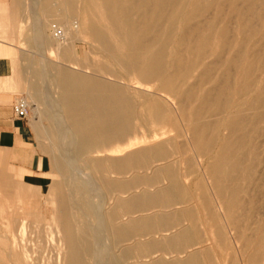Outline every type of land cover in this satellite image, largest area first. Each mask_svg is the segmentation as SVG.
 <instances>
[{
    "label": "bare ground",
    "instance_id": "bare-ground-1",
    "mask_svg": "<svg viewBox=\"0 0 264 264\" xmlns=\"http://www.w3.org/2000/svg\"><path fill=\"white\" fill-rule=\"evenodd\" d=\"M90 1L92 2V5H93V12H94L93 15H95V17L98 19V21L95 19L91 20L89 18V16L87 14H85L84 22L87 25L85 30L86 31L88 30L87 32H88L89 36L92 38V39H90V38L89 39L92 40V42L93 41L97 42L100 45V47H101L100 50L103 51L105 57L108 59V60L105 59V61L111 62L114 66V69H111L109 67H108V69H106L107 66L105 67L103 65L98 66V69H96V71H98L99 73H108L109 75H111L113 77L114 82H112L110 80L103 79L104 77H102V78L96 77V76H100V75H96V74H94L96 76L87 75L85 73H81V72L77 71V69H79V68L81 70V67L83 66V68L86 69V70H84V72H86V73L89 72L90 67L84 66L85 61H84L83 65L80 64V62L83 60H81V61L77 60L78 63H76L77 62L76 61L75 64L74 63L69 64L68 67L58 68V66H57V70L53 72L54 73L53 76H51L52 75V71H51V75H49L51 77H49V78H52L53 81H51V79H50L49 82L51 81L52 84L54 86H56V89L58 88V93L56 92L57 93L56 97H55V95L52 94V95H50V97H48V99H49L50 107H52L51 105H53L54 107H56V110L58 109V111H56V114L54 115V119L57 121L61 120L64 123H66V127L65 128L62 127L63 128V137H64L63 139H65V138L68 139L67 143L70 147H72V149H73V146L76 145L77 148H75V149H77L76 150L77 153L87 152L89 150H92L98 154V152H101V151L106 152V150L114 151L112 149V147H114V146H112L113 144H115L116 146H119L121 144V146H123L124 145L123 143H125L126 140H127L126 142H128L129 139L133 140L135 135H137V132L138 133L140 132L139 129L141 127L138 125H142L146 121V118L151 120L153 123L154 122H162V124L164 123V125L166 123L169 126L174 127L175 130L179 127V126L177 127L178 122L181 121L185 125V126H183L184 131H185L184 133L187 134L186 136H189L186 138H187L190 146L192 145L191 147L194 148L195 152L200 156L209 155V157L212 158V160H210L208 162L206 169L210 175L212 184L214 185V187H213V188H215L214 191H216V193H218L224 199V201H223L224 206L223 207H225V209H226V212H225L226 214L225 213L224 214H225V216L227 215L226 218H228L227 220H229V223L232 222L233 225L237 224V223L239 224V221L243 217L247 220L250 218H253L252 217L253 214L247 212V209L250 206H247L246 201H244L242 199L243 197H240V192H242V190L244 188L242 189L240 184H238L239 182H237V177H238V174L240 172H246V171H248L249 168L253 167L252 165H254L253 163L256 159V154H257V152H259V149L256 152V149L259 148L258 147L259 145L257 144L258 145L257 146L255 143L256 141L254 142L253 134H256V132H259L261 130L262 125H264V0H90ZM18 2H20V1H18ZM63 2H64V0H63ZM63 4H61V5H63ZM14 9H16V11H17V9H18L17 5L14 7ZM22 9H23V7H22ZM79 9H80V7H79ZM72 10H75V9L72 8ZM85 11H86V8H85ZM22 13L24 14V11H22ZM19 14H21L20 11H19ZM61 15H63V14H61ZM63 16H65V15H63ZM8 18L10 20L11 16ZM65 18H66V16H65ZM65 18H64V20H65ZM61 19H63V18H61ZM233 19L235 20V21H233L235 23L234 26L231 24ZM11 22H12V20H11ZM64 22H66V21H64ZM76 23H77L76 26H74V22L71 24H73L74 28L78 29L80 24L78 21H76ZM63 24L64 23H62V24L52 23L50 25L51 26V30H50L51 32L50 33H51V36L53 37V39L55 41L54 47L57 46L56 47L57 50H60L61 52L67 53L68 55H70L69 54L70 53V45H71L70 43L72 41L69 38H71L70 36H72L73 33L70 32L72 35L69 36V30L71 28L68 29V26H70V25L67 26L66 23H65L66 25L65 24L63 25ZM35 26H36V24H35ZM74 28H73V30H74ZM35 29H36V34H35L36 39H39V27H36ZM77 33H80V32H77ZM17 46H19V45H17ZM90 46H92V44ZM71 47H73V46H71ZM93 47H96V49L98 48L95 45H93ZM57 50L55 53L59 55V53H57ZM73 50H75V49H73ZM73 56H74V54H73ZM85 56L86 55H84V58H86ZM100 57H102L101 54H100ZM81 58H83V57L81 56ZM76 59L77 58H75L74 61ZM86 59H88V58H86ZM25 61L27 62L29 60H25ZM31 62L29 64V67L32 68V66H30ZM105 63H107V62H105ZM21 64H22V60H21ZM25 64H24V66H25ZM53 67H54V65H53ZM21 68H23V66H21ZM24 68H27V67H24ZM33 68H34V65H33ZM54 68H56V67H54ZM51 69L52 68H50V70ZM50 70H49V72H50ZM21 71H22V69H21ZM25 71L27 72L28 69H26ZM30 73H32V72H30ZM90 74H93V73H90ZM32 75L34 76V72L32 73ZM19 76H21V74ZM107 79H108V77H107ZM192 79H196L197 81L192 83L191 82ZM42 81H43V79H42ZM44 82H46V81H44ZM205 82H216V83L214 85V88L205 89V88H202V86L205 84ZM46 85H48V84H46ZM29 87H31V85ZM132 88H139L140 90H143V91L140 93H137V91L136 92L133 91ZM37 89H38L37 85L35 86V83H34L32 95H33V98L35 99V102H37L39 100ZM55 91H57V90H55ZM46 92H48V90H46ZM137 95H138V98H137ZM164 96L167 97L169 100L174 101L173 105H174V103L177 105L176 113H175V111H173L174 108L172 109L168 105V103L164 101V99H163ZM29 98H31V96ZM26 102L29 105V102L27 100H26ZM39 102H41V101H39ZM35 105H36V103H35ZM141 107H144L146 109V111H145L147 113L146 118H145V115H142L143 112L141 113V111L138 110ZM36 110L37 111H35V112L39 113V111H38L39 108ZM50 110L52 111L54 109L50 108ZM59 114H60V116H59ZM183 124H181V125H183ZM136 126H138V131H136V129H135ZM183 127H180L179 129H181ZM223 131H224V133H223ZM147 132H149V131H146V133ZM179 132H178V134H179ZM154 133H155V131H154ZM169 133L170 132H168V134ZM180 133L182 134V131ZM178 134H177V136H180V134L179 135ZM161 136H163V135L161 134ZM156 139H157V136H156ZM156 139H155V141L158 140V139L157 140ZM254 139H256V137ZM161 140H163V139H161ZM180 140L181 139H179L178 141H180ZM187 140L184 139V141H187ZM64 141H66V140H64ZM184 141L182 142V144L185 145L186 143ZM152 144H154V143H152ZM182 144L178 145V146L182 147ZM255 146H257V148H255ZM136 147L138 148V146H136ZM187 148L188 147L186 144V149ZM193 148H192V150H193ZM188 149H190V148H188ZM69 150H71V149H69ZM183 151L187 154L189 153V152H186L187 150H183ZM175 153H176V146L172 145L171 139H169V137H167V140L164 141L163 143H159V144L152 146V147L146 146L145 148L135 150L133 152H130L129 154H127V156H125L124 158H121V159L109 158L108 159L109 161L105 162V160H103L100 157V158H95L92 160L91 168H93L96 171V174H98V176H99L98 182L101 183V186H103V188L106 191L110 192V191L114 190L118 185L122 186V187L126 186V183L120 184L116 181H113L112 178L110 179V177H109L110 174H113V175L115 174L114 176L116 177V173H113V172L121 173L122 171H124V169H126L128 167H143V169H144V167L148 166V164H150L151 162L161 161V160H165V159L169 160V157H170V163L169 164L156 167L155 171H154V173H155L154 177L156 178V180L158 177L159 178L164 177V179L167 180L166 186L163 187V184H161L162 185L161 187H163V188H160L156 191L153 190L154 191V192L152 191L153 193L145 194V196L144 195L143 196H133L129 199H122L119 197L116 198L114 209L111 213L108 211L109 212V215H108L109 220L107 219L109 224H110V227L108 226V228H110L109 231H111V234L115 240H125L131 234H139V233H141L147 229L148 230L155 229L160 224H163V223L165 224V222L167 221V218H170L169 211H167L168 214L166 212L164 214V212H163V214L159 215V213L162 212L161 208L164 209V207L159 206L161 209L160 210L161 212H159L156 215L153 214V216H148V217L142 216L143 218H141L139 220H134V219H131L133 217H130L131 220H128L126 223L124 222L121 225H116V224L114 225L113 222H111V221L113 220L114 216L119 215L120 212H123V211L127 212V210L136 209L142 202H148L151 204L152 203L153 204L161 203L162 205L166 206V205H169L171 203H176V202L180 201L181 199L183 200V198L186 196V193L188 192V191L186 192V190H188V188H186V190H185V188L182 186L180 180L178 179L179 177L177 176L176 169L174 167V163L176 162V159L175 158L173 159V160H175L174 163H173V160H171V158H173V156H175L174 155ZM97 154H94V155H97ZM104 154H106V153H104ZM191 154H189L188 157H190ZM74 155H76V154H74ZM71 156H72V152H71L70 156L67 155V158L69 157V159H70ZM177 156H178V154H177ZM184 156H182V157L185 159L186 156L185 157ZM72 157L70 160H67L66 163H63V162L58 161V160H54L55 170H58L59 173L62 172L63 174H67V172H69L70 166L76 160V158H75V160H73ZM86 158H88V157L86 156ZM198 158H197V162L200 159V158L199 159ZM179 159H180V157H179ZM192 159H193V157H192ZM192 159H189V160L191 161ZM206 159H208V158H206ZM185 160H187V157ZM83 162L86 163L85 161H83ZM178 162H179V160H178ZM185 162H189V161H184V164H186ZM194 163H196V162H194ZM87 164L89 165V163H86V165ZM163 164H164V162H163ZM184 164L182 163L183 166H184ZM71 167H73V166H71ZM77 167H79V166H77ZM81 168H82V166H81ZM148 168H149V166H148ZM201 168L200 169L202 172L203 164H202ZM189 169H191V168H189ZM197 169H198V167H197ZM87 170H89V169H87ZM146 170H147V168H146ZM149 170H150V168H149ZM251 170H252V168H251ZM134 171H136V170L134 169ZM137 171L138 172L140 171L139 168ZM1 172H2V170H1ZM79 172L81 173L80 170H79ZM149 172H151V171H149ZM149 172H147L146 174H148ZM74 173H78V171L73 172V174ZM108 173H109V175H108ZM129 173L127 174V176L129 175ZM181 173H182V171H181ZM203 173H201V174H203ZM1 174H4V172ZM183 174H184V172H183ZM253 174H255V172ZM94 175H95V173H94ZM91 176H93V175L91 174ZM88 177H90V176L88 175ZM154 177L151 179L152 181L155 179ZM197 177H198V175H197ZM200 177H201V175H200ZM0 178H2V177H0ZM70 178H72V177H70ZM84 178L81 179L79 177L78 179H80V180H78V181L77 180L74 181V179H73L74 182L73 183L70 182L71 184L68 182L70 184L68 191L66 190V187H65L66 185L64 186L61 183L62 181H60V183L56 182L57 184L51 183L52 185L49 186V191L47 192V194L44 195V196H46V200H54L56 203L54 208L52 209V214H53L52 225H51L52 227L49 229H50V234H52V238L53 239L55 238V240L58 243L56 246L59 248V250H62L64 248L63 264H90V262H89L90 257L95 255V251H96V250H94V246H95L94 245V241H95L94 238H96V235H99V234H97L98 233L97 229L99 228V226H101L102 229L104 227H107V226H105V222L107 220L104 222L105 217L104 218L100 217V219L98 218L96 220V223H97L96 225L94 223L95 221L87 220L89 218L86 219V217H88L90 215H92V217H93V215L96 214L95 211H97L98 209L94 210L93 205L88 203L89 200H87V199L90 196L87 193V195L89 197L86 198V190L87 189L85 188V185L81 181ZM9 180L7 182H9ZM92 180L94 181L93 178H92ZM95 180H97V179H95ZM123 180H124V178H123ZM182 180H184V179H182ZM88 181H90V180H88ZM117 181H119V180H117ZM186 181H187V178H186ZM201 181H202V178H201ZM119 182H121V180ZM204 182H205V180H204ZM243 183H245V182H243ZM252 183H253V181H252ZM11 184H12V182H11ZM90 184H88V185H90ZM98 185H99V183H98ZM143 185H141V186H143ZM154 186H152V188H151L149 185L148 188L150 187V189H154V188H156V186L155 187ZM93 187L97 188V186H93ZM92 190H94V189H92ZM97 190H99V188ZM101 190H99V191L94 190V191L100 192ZM144 190H145V188H144ZM244 190H247V189H244ZM94 191L90 190V192H94ZM102 191H104V190H102ZM140 191H139V193H140ZM12 192L14 194V190ZM131 192H132V190H131ZM208 192H209V189H208ZM141 193H143V192H141ZM196 193H198V192H196ZM18 195H19L20 199H23V198L28 197V196H30V197L35 196L34 193L28 194V193H22L19 191H18ZM103 195H105V194H103ZM103 195H101V196H103ZM118 195H121V194L118 192ZM114 196L116 197L117 195H114ZM190 196H187V197H190ZM209 196H212V195L210 194ZM187 197H185V198H187ZM42 198H43V195H42ZM99 198L101 199V197H99ZM209 198H211V197H209ZM209 198H208L207 194L203 195V197H202V200L204 202L203 204H205V209L208 210V212L211 215L213 214L212 216L214 217V213L212 212V210H214V207L211 210V208H212L211 205H213V204L210 205V199ZM250 198H248V199H250ZM252 198H253V196H252ZM3 199H5V198H3ZM10 199H11V197H10ZM92 199H94V198H92ZM190 199H192V198L190 197ZM199 199H198V201H199ZM6 200L8 201L7 197H6ZM36 200H37V198H36ZM82 200H83V202H82ZM101 200H99V201H101ZM94 202H95V200H94ZM104 202H102V203L104 204ZM184 202H186V201H184ZM196 202H197V199H196ZM212 202H214V201H212ZM47 203H49V202H47ZM86 203H88V204H86ZM258 203H259V201H258ZM26 204H29V202L27 201V203L26 202L25 203L24 202L23 203H19V202L13 203L11 206H13L15 209L23 210L22 213H25L27 215L32 214V213L34 214L35 206L33 205L34 208L33 207L31 208L29 206H26ZM35 205H36V203H35ZM37 205H38V202H37ZM176 205H178V204H176ZM176 205L174 207H176ZM99 206H100V204L98 205V207ZM182 206H183V203H182ZM214 206H217V204ZM0 207H2L1 204H0ZM194 207H196V206H194ZM244 207L247 208L245 210L246 214H243V212H242V210H244ZM261 207H264V206H261ZM26 208L28 209L27 211H25ZM165 208H167V207H165ZM0 209H1L0 211H2V208H0ZM37 209H38V207L36 208V211H37ZM74 209H76V210L74 211ZM200 209H201V207H200ZM250 209H252V208H250ZM152 210H154V209H152ZM206 210L204 211V214H205ZM256 210L257 209H255V211ZM99 211H100V209H99ZM170 211H172V210H170ZM257 211H259V210H257ZM108 212H106V214ZM147 212H149V211H147ZM154 212L156 213V211H154ZM197 212H198V210H197ZM3 213H5V212H3ZM143 213L145 214V211ZM195 213L196 212H193L192 209H185V210H182L180 212V215L183 217H187L188 219H190V221L192 223H194L196 221L195 215L196 214L199 215L198 213H196V214ZM215 213H216V209H215ZM100 215H102V214H100ZM138 215H139V213H138ZM197 215H196V217H198ZM2 216H5V215H2ZM42 216H43V213H42ZM126 216H127V214H126ZM132 216H133V214H132ZM176 216H177V214H176ZM176 216H174L175 219H178V218H176ZM241 216H243V217H241ZM8 217L6 215L5 219H7ZM92 217H90V218H92ZM255 217H256V215H255ZM11 218H9V220ZM14 218H16V217H14ZM14 218H12V221L15 223ZM172 218L173 217H171V219ZM202 218L203 219L205 218L204 215L202 216ZM210 218L211 217H209V220H210ZM207 219H208V215H207ZM32 220H34V219L32 218ZM256 220H255L257 222L256 224L254 223L255 221L253 222L256 226L253 227L254 229L252 228V230H253L252 234H249L251 236L247 237L245 235V231H242L241 233L239 232L240 234L238 235V236H241L240 237L241 240H243V239L245 240L244 241L245 247L248 246V247L253 248V253L248 258V264H262V263H260V258H261V256H263V258H264V215L261 218H258ZM4 221H2V219H1V222L4 223ZM241 221H243V220H241ZM26 222H28V221H26ZM49 222H51V221H49ZM178 222L181 223L180 221H178ZM178 222H176V223H178ZM191 222H189V223H191ZM197 222L200 223V221H197ZM210 222H211V220H210ZM246 222H248V221H245V223ZM118 223H120V222H118ZM192 223H191V225H193ZM245 223H243V226L246 225ZM26 224H28V223H24V221H22L20 226H18L21 229L22 233H24L25 226L30 225V222H29V225H26ZM42 224H44V223H42ZM106 224H108V223H106ZM30 226L32 228V225H30ZM43 226H45V224ZM43 226H42V228H43ZM179 226H177V228H179ZM190 226H188V227H190ZM212 226H214V225H211L210 227H212ZM223 226H224V224H223ZM241 226H242V224H241ZM249 226H250V224H249ZM201 227L199 226V228H201ZM238 227H239V225H238ZM35 228L36 229L34 231L36 232V234H39V230H37V228L39 229V225H37ZM174 228H176V227H174ZM102 229H100V231H99V233L101 232V234H102V231H101ZM223 229H225V228H223ZM240 229H243V228H240ZM103 230H105V229H103ZM209 231H211V229H209ZM236 231H237V229H236ZM27 232H29V231H27ZM201 232H205V230L201 231ZM211 232H213L215 234L219 233V232L216 233V231L215 232L211 231ZM223 232H224V230H223ZM19 233H20V231H19ZM156 233H158V231H156ZM220 233H219V235H220ZM224 233H222L223 236H224ZM103 234H105V233H103ZM21 235L22 236H21L20 242L18 241V243H17L16 242L17 240L15 239L16 241H14L13 244L11 243L12 244L11 247L8 246L11 249L6 250L7 257L6 256L5 257L7 258L8 262L10 260L13 264H29V256H30L29 251H30V249L27 247V244H25L26 242L25 243L23 242L25 236H23V234H21ZM154 235H156V234H154ZM197 235L198 234L196 232H194L191 227H190V229L189 228H182V229L180 228V231L178 233L176 232L175 234H173L171 236L169 234V237L168 236H166V237L160 236L162 238L160 240H150V241L145 242L146 239L145 240L143 239L144 242L138 241L136 246L134 245L135 249L132 247V251L134 249L138 252V254L141 255L146 250H148L149 248L157 247L159 245H162L165 247H173V248L176 247L178 250L181 248H184L185 246H188V248L190 249L189 246L194 242V240L196 239L195 237ZM44 236H45V234H44ZM108 236H110V235H108ZM151 236L153 237V234H151ZM223 236L220 235V239ZM41 237L42 236H40V238ZM105 237H103V238H105ZM200 237H201V234H200ZM205 237H207V236H205ZM209 237L211 238V236H209ZM47 238H49V237H47ZM156 238H157V236H156ZM202 238H200V239H202ZM26 239H27V237H26ZM29 239H30V237H29ZM110 239H109V241H110ZM214 239H215V237H214ZM220 239H218V240H220ZM225 239H230V238L226 237ZM33 240H34V237H33ZM39 240H41V239H39ZM39 240H38V242H40ZM215 240H217V239H215ZM102 241H103V239H102ZM203 241H202V243H203ZM225 241H227V240H225ZM237 241H238V239H237ZM96 242H98V241H96ZM209 242H210V240H209ZM99 243H101V241ZM205 243H206V239H205L204 244ZM214 243H215V241H214ZM219 243H220V241L218 242V244ZM119 244H121V242ZM216 244H217V241H216L215 245ZM225 244H227V242ZM111 245H110V247H111ZM200 245H203V244H200ZM221 245H224V244H221ZM229 245H231V243H229L228 246ZM205 246L207 247V245H204V248H206ZM209 246H211V244ZM228 246L225 248V250L228 249ZM194 247H196V246H194ZM220 247H218V249ZM223 247H225V246H222V248ZM232 247H234V246H232ZM200 248H202V247H200ZM111 249H112V247H111ZM209 249L211 251V248H209ZM244 249H246V248H244ZM118 250H119V246H118ZM212 250H214V249H212ZM228 250L231 252L233 250V248H231V250L230 249H228ZM235 250H236V248H235ZM100 251H98V252H100ZM120 251H121V249H120ZM161 251L162 250L160 249V252ZM240 251L241 250H239V252ZM246 251H247V249H246ZM102 252H103V250H102ZM189 252H191V251L189 250ZM189 252H187V253L189 254ZM203 252L208 253L207 249H206V251H203ZM213 252H211L212 255L214 254ZM3 253L5 254V252H3ZM162 253L165 254L163 251H162ZM187 253H186V255H188ZM201 253H202V251H201ZM216 253H221V252L217 251ZM244 253L242 254V256L244 255ZM129 254H130V249L124 248L123 253H122V257L123 258L127 257ZM181 254H183V253H181ZM228 254H229V252H228ZM233 254L235 255L234 251L231 255H233ZM246 254H247V252H246ZM104 255H105V253H104ZM119 255H120V253H119ZM201 255H203V254H201ZM208 255H210V254H208ZM236 255L238 257L237 253H236ZM161 256L165 257V255H161ZM177 256H180V254L179 255L177 254ZM60 257L62 259V255ZM116 257H118V258H113L110 261V264H122L121 259H119V256H116ZM157 257H159V256H157ZM202 257H201V259H202ZM210 257H212V256H210ZM210 257H208L207 259H210ZM214 257H216V256H214ZM142 258H143V256H142ZM146 258H148V257L146 256ZM146 258L144 257V259H146ZM235 258H236V256H235ZM212 259H210V260H212ZM238 259H239V257L237 258V261H238ZM127 260H129V259H127ZM132 260L130 262H132ZM203 260L204 259H202V261ZM215 260H217V259H215ZM263 260L261 262H263ZM93 261H94V259H93ZM137 261H139V260H137ZM8 262L6 264H8ZM218 262H219V260H218ZM245 262H247V259ZM125 263H127V262L125 261ZM1 264H3V263H1ZM93 264H94V262H93ZM105 264H106V262H105ZM152 264H199V263H198V256H196L195 254H189L185 260H178V261L172 260L169 262L155 261ZM229 264H231V263H229ZM237 264H239V263H237Z\"/></svg>",
    "mask_w": 264,
    "mask_h": 264
},
{
    "label": "rangeland",
    "instance_id": "rangeland-1",
    "mask_svg": "<svg viewBox=\"0 0 264 264\" xmlns=\"http://www.w3.org/2000/svg\"><path fill=\"white\" fill-rule=\"evenodd\" d=\"M18 1H20V2H18ZM18 1H16L18 3V4L16 3L17 4V8H18L17 11H16V9L15 10L13 9V7H14L13 4L15 3L14 0H3V1H0V39H3L5 41H8V42L14 44V47L18 51L15 59L12 60V61H10V62H6L4 64V66H3L4 67V71L6 72L5 73V76H7V77L10 76L12 78L2 80L1 82L3 83L4 90L5 91H9L8 93H9V96H10V102L8 103L10 109H9L8 112H6V116H7L6 124L7 125H12V123L14 122L15 119L16 120L22 119V122H23L24 127L29 129L30 135L28 137V142H22L21 139L19 141L16 138V141L13 144H11V145H0V154H3V155L6 156V160L2 164H0V177L3 178V179L0 178V195H1L0 196V204L2 206V207H0V208H2V211H0V216H1L0 217V258H1L0 259V264L1 263L6 264L8 262L7 261V258H6L7 257L6 250L11 249L9 247H11V245L14 243V241L17 240L16 241L17 243H18V241L20 242L21 236H22L21 234H23V236H25L23 242L24 243L26 242L25 244H27V247L30 249V251H29V254H30V256H29V264H63L64 248L62 250H59V248L56 246L58 243L55 240V238L54 239L52 238V234H50V229H49V228L52 227L51 226L52 225V216H53L52 209L54 208V206H55L56 203H55L54 200H46V196H44L49 191V186H51L52 184H57L56 182H59L60 183V181H62L61 183L64 186L66 185L65 187H66V190L68 191L69 190V185L71 183H73L76 180L77 181L80 180V179H78L79 177L81 179L85 177L81 181L85 185V188L88 190V191L86 190V198H88L90 196L87 199V200H89L88 203L91 204V205H93L94 210H97L98 209L97 211H95L96 214L94 213L95 215H93V217H92V215H90V216L86 217V219L89 218L87 220L95 221L94 222L95 225L97 224L96 223V220L98 218L100 219V217H103V218L105 217L104 222L108 219L109 212L111 213L113 211V209H114L116 198L119 197V198H122V199H129V198H131L133 196H143V195L145 196V194L153 193L154 191H156V190H158V189L163 188L164 186H166L167 185V182H166L167 180H165L164 177H160V178L158 177L157 180H156V178L154 177L155 176L154 175L155 174L154 171H155V168L156 167L169 164L170 163V157H169V160L168 159H165V160H161V161L151 162L150 164H148L150 170H149L148 166H145L144 169H143V167H128V168L124 169V171H122L121 173L113 172V173H116V177L114 176L115 174L114 175L113 174H110L111 175L110 176L109 173H108L110 179L112 178L113 181H116V182H118L120 184L126 183V186L122 187V186H119L118 185L114 190H112L110 192L106 191L103 188V186H101V183L98 182L99 181V176H98V174H96V171L93 168H91V165H92V160L95 159V158H100L101 157L103 160H105V162H108L109 161L108 160L109 158L121 159V158H124L125 156H127V154H129L130 152H133L135 150H139L141 148H145L146 146L147 147H152V146H155V145H157L159 143H163L164 141L167 140V137H169V139H171L172 145H175L176 146V153L174 154L175 156H173V158H171V160H173L174 158L176 159V162H175V160H173V163L174 162L176 163V164L174 163V167L176 169L177 176L179 177L178 179L180 180V182H181L182 186L185 188V190H186V188H188V190H186V192L187 191L188 192L186 193V196L185 197L190 196L193 193L190 196L193 200L190 199V197H187V198L184 197L183 200L181 199L180 201H178L176 203H171V204L166 205V206L165 205H162L161 203H159V204H153L152 203L151 204V203H148V202H142L136 209H130V210H127V212H124V211L123 212H120L119 215L114 216L115 219L113 218V220L111 221V222H113L114 225L115 224L116 225H121L124 222L126 223L128 220H131V219L139 220V219H141L143 217L153 216V214L156 215V214H158L161 211L162 212L159 213V215L163 214V212H164V214H165V212L168 214L167 211H169V213H170V218H167V221L165 222V224L164 223L163 224H160L158 226L159 228L156 227L155 229H151V230H148L147 229V230H144L143 232H141L139 234H131L125 240H115L114 239V237L111 234V231H109L110 228H108V226L110 227V224L108 222L109 219H108L105 222V226H107V227H104L103 228L105 230H103L101 228V226H99V228L97 229L98 230V233L97 234H99L100 236L99 235H96V238H94V240H95L94 241V245H95L94 246V250H96V251H95V255H93L92 257H90V260H91V261L89 260L90 264H93V262H94V264H105V262H106V264H110V261L113 258H118L116 256H119V259H121L122 264H152L155 261H161V262L162 261L163 262L165 261V262H169V261H172V260H174V261L185 260L186 257L189 254H195L196 256H198V263L199 264H209V263L210 264H212V263L213 264H229V263L233 264L234 262H235L234 264H237V263H239V264H248V258H249V256L252 255L253 248L252 247H248V246L245 247L244 246V244H245L244 241L245 240L243 238H242L243 240H241L240 239L241 236H238V235L242 231H245V235L247 237L248 236H251L249 234H252V231H253L252 228L256 226L255 225L257 223L256 222L257 221L256 219L261 218L264 215V213H263L264 212V207H261V206H264V125H262L261 130L259 132H256L257 135L256 134H253V140H254V142L256 141L255 142L256 145L257 144L259 145V146L257 145L259 148H257V146H255V148H257L256 149V152L259 149V152L260 153L257 152V154H256V159H255V161L253 163L254 165H252L253 167H251L252 170H251V168H249L248 171H246V172H240L238 174V177H237V182H239L238 184H240L241 188L242 189L243 188L244 189H247V190H244L243 189L244 191L242 190V192H240V197H243L242 199L244 201H246L247 206H250L248 209L244 207V210H242V212H243V214H246L245 213V210L247 209V212L252 213L253 214L252 217L254 218V219L253 218H250V219L247 220L243 216H241V217H243V218H241V220H243V221L240 220L239 221V224L237 223L239 225V227H238L237 224H234L235 225L234 226L231 221H230L231 223H229V220H227L228 218H226L227 215L225 216L226 209H225V207H223L224 206V202H223L224 199L218 193H216V191H214L215 190V188H213L214 185L212 184L210 175H209V173H208V171L206 169V166L208 165V162L210 160H212V158H210L209 155H204L205 157L204 156H200V155H198L195 152L194 148L191 147L192 145L190 146V144H189V142H188V140L186 138V137H189V136H186L187 134L184 133L185 131H184V127L183 126H185V125L181 121L178 122L177 127L178 126L179 127L178 128L176 127L177 128L176 130H175L174 127H171V126H169L166 123H165V125H164V123L162 124V122H154L153 123L151 120H149L148 118H146L147 117L146 116L147 113L145 112L146 109L144 107H141L138 110L141 111V113L143 112L142 115H145L146 121L142 125H138V126L141 127V128L139 127L140 128L139 129L140 132L139 133L137 132V135H135V137L133 138V140L132 139H129L128 142H126L127 141L126 140L125 143H123L124 144L123 146H121V144L119 146H116L115 144H113L112 146H114V147H112V149L114 151L106 150V152L105 151H101V152H98V154H97L95 151L89 150L87 152L77 153V151H76L77 149H75V148H77L76 145H74L73 146V149H72V147H70L68 145V143H67L68 139L67 138L63 139L64 138L63 137V128L66 127V123H64L61 120H60L61 121L60 122V121H57V120L54 119V115L56 114V111H58V109L56 110V107H54L53 105H51L52 107H50L48 97H50V95H52V94L55 95V97H56L57 96V93H58V88L56 89V86H54L52 84V82H51V81H53V79L52 78H49V77L53 76V74H54L53 72L57 70V66H58V68H60V67H68L69 64H73V63L75 64V62L77 60L78 61L83 60V61L80 62V64L83 65V63L85 61L84 66L90 67L89 72H87V73L84 72V70H86V69L83 68V66L81 67V70L79 68V69H77V71H79L81 73H85L87 75H93V76L100 75V76H96V77H101V78L104 77L103 79L110 80V81L114 82L113 77L111 75H109L108 73H99L98 71H96V69H98V66H102V65L105 66V67L107 66L106 69H108V67L111 68V69H114V66H113V64L111 62L105 61V59L106 60H108V59L105 57L103 51L100 50L101 49L100 45L97 42H95V41L92 42V40H90L92 38L89 36V34L87 32L88 30L87 31L85 30V28L87 27L86 23L84 22V16H85V14H87L91 20L95 19V20L98 21V19L95 17V15H93L94 12H93L92 2L90 0H64V2H63V0H18ZM61 4H63L64 6L61 5ZM22 7H23V9H22ZM79 7H80V9H79ZM72 8L75 9V10H72ZM85 8H86V11H85ZM21 10L24 11V14L22 13ZM19 11H20L21 14H19ZM61 14L65 15L66 18H65V16H63ZM10 16H11V18L9 20L8 17H10ZM61 18H63V19H61ZM64 18H65V20H64ZM11 20H12V22H11ZM64 21H66V22H64ZM72 21L74 22V26L77 25L76 21L79 22L80 25H79L78 29H76V28L73 27V24H71V23H73ZM233 21H235V20L233 19L232 22H231V24L234 26L235 23ZM52 23H55V24L56 23L57 24H62V23L65 24L66 23L67 26L70 25V26H68V29L71 28L69 30V36L72 35L70 32L73 33V35L70 36L71 38H69L72 41V42L70 41L71 43L69 42L71 44L70 45V53H69L70 55H68L67 53H63L60 50H57L56 49L57 46L54 47L55 41H54V39H53V37L51 36V33H50L51 32L50 31L51 30V26L50 25ZM35 24H36V26H35ZM36 27H39V39H36V35H35L36 34V29H35ZM73 28H74V30H73ZM77 32H80V33H77ZM91 44H92V46H90ZM17 45H19V46H17ZM93 45L97 46L98 47L97 48L98 50L96 49V47H93ZM71 46H73V47H71ZM73 49H75V50H73ZM56 50H57V53H59V55L55 53ZM73 54H74V56H73ZM100 54H101L102 57H100ZM84 55H86L85 57L88 58V59L84 58ZM81 56L83 58H81ZM75 58H77V59L74 61ZM24 59L25 60H29V61L26 62ZM21 60H22V64H21ZM78 61L76 63H78ZM30 62H31V65L30 66H32V68L29 67ZM105 62H107V63H105ZM24 64H25V66H24ZM33 65H34V68H33ZM53 65L56 68H54ZM21 66H23V68H21ZM24 67H27V68H24ZM50 68H52V69L50 70ZM21 69H22V71H21ZM26 69H28L27 72L25 71ZM49 70H50V72H49ZM51 71H52V75H51ZM30 72H32V73L34 72V76ZM90 73H93V74H90ZM20 74H21V76H19ZM94 74H96V75H94ZM49 75H51V76H49ZM13 76L16 79H13ZM107 77H108V79H107ZM42 79H43V81H42ZM50 79H51V81H50L51 83L49 82ZM44 81H46V82H44ZM195 81H197V80L196 79H192L191 80L192 83H194ZM34 83H35V86L37 85V88H38L37 89V91H38L37 93H38V96H39V100L37 102H35V99L33 98V95H32ZM215 83L216 82H205V84L202 86V88H205V89L214 88ZM46 84H48V85H46ZM30 85H31V87H29ZM54 89L57 90V91H55ZM46 90H48V92H46ZM132 90L135 91V92L137 91V93H140V92L143 91V90H140L139 88H132ZM29 95L31 96V98H29L30 97ZM164 97H163L164 101L167 102L168 105L172 109L174 108L173 111H175V113H176V111H177V108H176L177 105L175 103L173 105V102L174 101H171L167 97H165V98ZM19 98H23V99L27 100L29 102V105H30V106L28 105V114H27V116L25 118H18L13 113V106H14L15 102ZM137 98H138V95H137ZM39 101H41V102H39ZM35 103H36L37 106L35 105ZM38 108H39V110H38L39 113L38 112H35V111H37L36 109H38ZM50 108L51 109L52 108L54 109V110H52L53 112L50 110ZM59 116H60V114H59ZM181 124H183V125H181ZM138 126H136V128H135L136 131H138ZM180 127H183V128L179 129ZM146 131H149V132L146 133ZM154 131H155V133H154ZM167 131L170 132V133L168 134ZM179 131L180 132L182 131V134L184 136ZM178 132H179L180 136H177ZM223 133H224V131H223ZM161 134L163 136H161ZM156 136H157V139L158 140L156 139ZM255 137H256V139H254ZM155 139L157 141H155ZM161 139H163V140H161ZM179 139H181L182 141L181 140L178 141ZM184 139L187 140V141H184ZM64 140H66V141H64ZM183 141L187 144V147L190 148V149H188V148L186 149V144L185 145L182 144ZM152 143H154V144H152ZM180 143L182 144V147L183 148L181 146H178V145H181ZM136 146H138V148ZM192 148H193L194 151L192 150ZM69 149H71L72 151L69 150ZM34 150H37V152L33 154V151ZM183 150H187L186 152H189V153L187 154ZM71 152H72V156H73V157L71 156L72 159L75 160V158H76L75 162L72 161L73 163H72L71 166H73V167L70 166L69 172H67V174H63L62 172L59 173V171L58 170H55V168H54V160H58V161H61L63 163H66L67 160H70L71 159V157H70V159H69V157L67 158V155L70 156L71 155ZM104 153H106V154H104ZM35 154L36 155H41V156H43L44 158L47 159L46 168H45L44 171H42V172H45V174H38L36 171H33L32 170V168H31V162H32V158H33V156ZM74 154H76V155H74ZM94 154H97V155H94ZM177 154L180 157V159L177 156ZM189 154H191L190 157H188ZM184 155L187 157V160H185L186 157ZM86 156L89 159L86 158ZM182 156H184L185 159ZM192 157H193V159H192ZM197 158L199 159L198 162H197ZM204 158L205 159L208 158V159L205 160ZM189 159H192V160L190 161ZM178 160H179L180 163L178 162ZM183 160L184 161H189V162H185L186 164H184V161ZM83 161H85L86 163H89V165L87 164L89 167ZM163 162H164V164H163ZM194 162H196V163H194ZM182 163L184 164V166L182 165ZM202 164H203V170L201 172ZM77 166H79V167H77ZM81 166H82V168H81ZM197 167H198V169H197ZM138 168H139V170L141 172L140 171L139 172L137 171ZM146 168H147V170H146ZM189 168H191V169H189ZM87 169H89V170H87ZM134 169L136 171H134ZM1 170H2V172H1ZM79 170L81 171L82 174L79 172ZM148 170L151 171V172H149ZM75 171L76 172L78 171V173H74L73 174V172H75ZM181 171H182V173H181ZM253 171L255 172V174H253L254 173ZM3 172H4V174H1ZM147 172H149V173L146 174ZM183 172H184V174H183ZM94 173H95V175H94ZM128 173H129V175L127 176ZM201 173H203L204 175L201 174ZM91 174L93 176H91ZM88 175L90 177H88ZM197 175H198L199 178L197 177ZM200 175H201V177H200ZM70 177H72V178H70ZM153 177L155 179L152 181L151 179ZM67 178L69 180L70 179L71 180L69 181ZM92 178L94 179V181L92 180ZM123 178H124V180H123ZM186 178H187V181H186ZM201 178H202V181L203 182L205 180L204 183L201 181ZM7 179L8 180L10 179L11 181L9 180V182H7L8 181ZM73 179H74V181H73ZM95 179H97V180H95ZM116 179L119 180V181L121 180V182L117 181ZM182 179H184V180H182ZM88 180H90V181H88ZM252 181H253V183H252ZM11 182H12V184H11ZM68 182L69 183L71 182V183L69 184ZM243 182H245V183H243ZM87 183L88 184L91 183V184L88 185ZM98 183H99L100 186L98 185ZM148 184L150 185L151 188L154 185L156 186V188L150 189V187L148 188V186H149ZM161 184H163V187H161L162 186ZM141 185H143L144 187L141 186ZM93 186H97V188L96 187H93ZM98 188H99V190L102 189L104 191L101 190L100 192H96V191H99V190H97ZM144 188H145V190H144ZM92 189H94L96 191H94ZM208 189H209V192H208ZM13 190H14V194L12 192ZM90 190L91 191H94L95 193L94 192H90ZM131 190H132V192H131ZM18 191L19 192H22V193H28V194L34 193L35 196L34 197L33 196H31V197L28 196V197H25L23 199H20L19 198V195H18ZM139 191H140V193H139ZM118 192L122 196L121 195H118ZM141 192H143V193H141ZM196 192H198V193H196ZM87 193H88L89 196L87 195ZM102 193L105 194V195H103ZM100 194L103 195V196H101ZM206 194H207L208 198L211 197V198H209L210 199V205L213 204V205H211V207H212L211 210L214 207V210H212V212L214 213V217L216 216L215 218L212 216L213 214L211 215L208 212V210L205 209V204H203L204 202L202 200V197H203V195H206ZM210 194L213 197L212 196H209ZM42 195H43V198H42ZM114 195H117V196L115 197ZM5 196L7 197L8 201L6 200V197ZM252 196H253V198H252ZM10 197H11V199H10ZM99 197H101V199L103 201ZM194 197L197 199V202H196V199ZM3 198H5V199H3ZM36 198H37V200H36ZM92 198H94V199H92ZM248 198H250V199H248ZM98 199L101 200V201H99ZM198 199H199V201H198ZM94 200H95V202H94ZM257 200L259 201L260 204L258 203ZM27 201L29 202V204H26V206H29L31 208L32 207L34 208V206H35V208H34V210H35L34 214L32 213V214L27 215L25 213H22L23 210L15 209L13 206H11L13 203H18V202L19 203H23V202L24 203L25 202L27 203ZM184 201H186V202H184ZM212 201H214V202H212ZM37 202H38V205H37ZM47 202H49V203H47ZM82 202H83V200H82ZM102 202H104V204L105 203L106 204L104 205ZM35 203H36V205H35ZM88 203H86V204H88ZM98 203L100 204L101 207L100 206L98 207V205H99ZM182 203H183V206H182ZM252 203L253 204L255 203V204L253 205ZM176 204H178V205L180 204V205L178 206ZM216 204H217V206H214ZM175 205H176L177 208L174 207ZM159 206L160 207H164V209L161 208L162 209L161 210ZM194 206H196V207H194ZM37 207H38V209L36 211V208ZM165 207H167L168 209L165 208ZM200 207H201V209H200ZM250 208H252V209H250ZM99 209H100V211H99ZM152 209H154V210H152ZM185 209H192L193 212H196V213L199 214V215H197L195 213L198 217H196V215L194 214L195 215V218H196V221L194 223H192L190 221V219H188L187 217H183V216L180 215V212L182 210H185ZM215 209H216V213H215ZM255 209H257L259 211H257V210L255 211ZM27 210L28 209L26 208L25 211H27ZM75 210L76 209H74V211ZM170 210H172V211H170ZM197 210H198V212H197ZM205 210H206V212L204 214V211ZM105 211L106 212L109 211V212L106 214ZM144 211H145V214L143 213ZM147 211H149V212H147ZM154 211H156V213ZM3 212H5V213H3ZM42 213H43V216H42ZM138 213H139V215H138ZM100 214H102V215H100ZM126 214H127V216H126ZM132 214H133V216H132ZM176 214H177V216H176ZM2 215H5V216H2ZM6 215H7V217L9 216L7 218L8 220L5 219ZM203 215L205 217L204 218L205 220L202 218ZM207 215H208V219H207ZM255 215H256V217H255ZM10 216L12 218H14V217L17 218V219L14 218L15 219V223L12 221V218ZM174 216H176V218H178V219H175ZM90 217H92V218H90ZM130 217H133V218L130 219ZM171 217H173V218L171 219ZM209 217H211L210 218L211 222L209 220ZM9 218H11V219L9 220ZM32 218L34 220H32ZM1 219H2V221L5 220L4 223L1 222ZM48 220L51 221V222H49ZM217 220L218 221L220 220V221L218 222ZM22 221H24V223H28L26 225H29V222H30V225H32V228H31L30 225L29 226H25L24 233H22L21 232V229L18 227V226H20V224H21ZM26 221H28V222H26ZM178 221H180L181 223H179ZM197 221H200V223L197 222ZM245 221H248V222L245 223ZM41 222L44 223L45 226H43L44 224H42ZM118 222H120V223H118ZM176 222H178V223H176ZM189 222H191L194 226L191 225V223H189ZM106 223H108V224H106ZM240 223L242 224V226H241ZM243 223H245L246 225L243 226ZM223 224H224V226H223ZM249 224H250V226H249ZM37 225H39V229L37 228V230H39V234H36V232L34 231L36 229L35 227ZM187 225L188 226L191 225L190 227L192 228V230L198 234L195 237L196 239L194 240V242L189 246L190 249L188 248V246H185L184 248H181V249L178 250L176 247L173 248V247H165V246L159 245L157 247L149 248L143 254H141L143 256V258H142V256L140 254H138V252L136 250H134L135 249V246H136V244H137L138 241L144 242L145 239H146L145 242L150 241V240H160V239H162L161 237H166V236L169 237V234L171 236V235L175 234L176 232L178 233L180 231V228L181 229L182 228H189L190 229V227H188ZM211 225H214V226H212L213 228L210 227ZM42 226H43V228H42ZM177 226H179V228H177ZM199 226L200 227L202 226V227L199 228ZM221 226L223 228H225V229H223ZM174 227H176V228H174ZM240 228H243V229H240ZM100 229H102L101 230L102 231V234H101V232L99 233ZM209 229H211V231H214V232L216 231V233L217 232H219V233L221 232L220 233L221 236H223L222 233L225 232L224 233V236L221 237V239H220L219 233L218 234H215V233L209 231ZM236 229H237V231H236ZM204 230H205V232H201V231H204ZM223 230H224V232H223ZM19 231H20V233H19ZM27 231H29V232H27ZM156 231H158L159 234L156 233ZM103 233H105V234H103ZM44 234H45V236H44ZM151 234H153V237L151 236ZM154 234H156V235H154ZM200 234H201V237H200ZM207 234L209 236H211L212 239ZM108 235H110V236H108ZM40 236H42V237L40 238ZM156 236H157V238H156ZM205 236H207V237H205ZM26 237H27V239H26ZM29 237H30V239H29ZM33 237H34V240H33ZM47 237H49V238H47ZM103 237H105V238H103ZM214 237L217 240H215ZM226 237L227 238L229 237L230 239H225ZM200 238H202V239H200ZM39 239H41V240H39ZM102 239H103V241H102ZM109 239H110V241H109ZM205 239H206V243L204 244ZM218 239H220V240H218ZM237 239H238L239 242L237 241ZM38 240L41 243L38 242ZM209 240H210L211 243L209 242ZM225 240H227V241H225ZM96 241H98V242H96ZM100 241H101V243H99ZM202 241H203V243H202ZM214 241H215V243L217 241V244H216L217 246L215 245ZM219 241H220V243L218 244ZM120 242H121V244H119ZM130 242L131 243L133 242L134 244L133 243L131 244ZM226 242H227V244H225ZM229 243H231V245L228 246ZM200 244H203V245H200ZM210 244H211V246H209ZM221 244H224V245H221ZM110 245H111L112 249H111ZM204 245H207V247L205 246L206 248H204ZM226 245L228 246V249L231 250V248H233V250L231 252L228 249L225 250V248L227 247ZM118 246H119V250H118ZM194 246H196V247H194ZM222 246H225V247L222 248ZM232 246H234V247H232ZM132 247L134 248L133 251H132ZM200 247H202V248H200ZM208 247L211 248V251H210V249ZM218 247H220V248L218 249ZM124 248L130 249V254L128 255L129 257L128 256L127 257H124V258L122 257V253H123ZM235 248H236V250H235ZM244 248H246L247 251ZM120 249H121V251H120ZM160 249L165 254H163L162 251L160 252ZM206 249H207L208 253L207 252H203V251H206ZM212 249H214V250H212ZM102 250H103V252H102ZM189 250L192 253L189 252ZM239 250H241V251L239 252ZM98 251H100V252H98ZM201 251H202V253H201ZM217 251L218 252H221V253H216ZM227 251L229 252V254H228ZM233 251L235 253V255L233 254L234 256L231 255L233 253ZM245 251L247 252V254H246ZM3 252H5L6 255ZM187 252H189V254ZM211 252H213L214 254L212 255ZM104 253H105V255H104ZM119 253H120V255H119ZM181 253H183V254H181ZM186 253L188 255H186ZM236 253L238 254V257H239L238 261H237V258L238 257L236 255ZM243 253H244V255H243L244 257L242 256ZM177 254L178 255L180 254V256H177ZM201 254H203V255H201ZM208 254H210V255H208ZM61 255H62V259L60 257ZM161 255H165V257L164 256H161ZM146 256L148 258H146ZM157 256H159V257H157ZM210 256H212V257H210ZM214 256H216L217 258L214 257ZM232 256L234 258L236 256V258L234 259ZM144 257L146 259H144ZM201 257H202V259H204L203 260L204 262L202 261ZM208 257H210V259H212V258L213 259L212 260L207 259ZM126 258L129 259V260H127ZM214 258L217 259V260H215ZM93 259H94V261H93ZM230 259L231 260L233 259V260L231 261ZM246 259H247V262H245ZM263 259H264L263 256H261L260 263H262V264H264V260ZM131 260H132V262H130ZM137 260H139V261L141 260V261L139 262ZM218 260H219V262H218ZM262 260H263V262H261ZM125 261L127 263H125ZM8 264H13V263L9 260Z\"/></svg>",
    "mask_w": 264,
    "mask_h": 264
},
{
    "label": "crops",
    "instance_id": "crops-1",
    "mask_svg": "<svg viewBox=\"0 0 264 264\" xmlns=\"http://www.w3.org/2000/svg\"><path fill=\"white\" fill-rule=\"evenodd\" d=\"M3 1V0H0ZM15 3L13 6L15 7L18 3L17 0H14ZM17 3V4H16ZM13 7V9H14ZM15 10V9H14ZM18 51L14 47V44L0 39V145H11L16 141V138L22 142H28V137L30 135V131L28 128H25L22 122V119L14 120L12 125H7V116L6 112L9 111V102L10 96L9 91H5L3 87L2 80L10 79L12 77L5 76L4 64L6 62H10L15 59ZM13 79H16L13 76ZM37 150L33 151V154L36 153ZM3 159V160H2ZM6 160V156L0 154V164H2ZM47 165V159L41 155H34L31 162V168L33 171H36L38 174H45L42 172L45 170Z\"/></svg>",
    "mask_w": 264,
    "mask_h": 264
},
{
    "label": "built area",
    "instance_id": "built-area-1",
    "mask_svg": "<svg viewBox=\"0 0 264 264\" xmlns=\"http://www.w3.org/2000/svg\"><path fill=\"white\" fill-rule=\"evenodd\" d=\"M13 113L18 118H25L28 114V104L25 99L19 98L14 106Z\"/></svg>",
    "mask_w": 264,
    "mask_h": 264
}]
</instances>
